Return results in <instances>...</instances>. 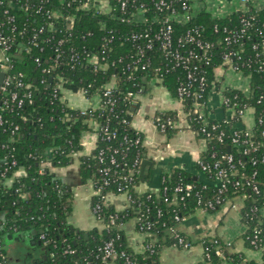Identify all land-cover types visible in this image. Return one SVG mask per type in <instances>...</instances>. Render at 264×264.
I'll list each match as a JSON object with an SVG mask.
<instances>
[{
  "label": "built area",
  "instance_id": "built-area-1",
  "mask_svg": "<svg viewBox=\"0 0 264 264\" xmlns=\"http://www.w3.org/2000/svg\"><path fill=\"white\" fill-rule=\"evenodd\" d=\"M154 3V13L148 14L149 5L139 0H0V72L4 74L0 82V179L6 180L10 171L14 175H19L22 168H17V159L13 155L14 134L19 125L12 121L8 115L15 112L28 102H32V84L25 80V74L15 69L17 61L22 59V54L32 55L33 49L44 52L46 46L50 53L44 57L35 54L33 60L37 66H41L42 78L40 83L52 88V97L58 98L61 103L66 102L65 87L66 78L60 67L65 62L86 63L94 69H107L122 61L110 58L107 53L112 49V30L101 39V50L89 52L85 47L82 50L74 46L78 37L73 28L78 17L85 13H92L95 16L109 15L111 20H120L127 23H137L143 25L140 31L133 32L124 37L126 41L135 43L136 52L134 55H127V63L124 73L131 78L135 71H146L151 69L154 79L163 81L164 69H181L182 77L177 86V98L184 103L185 112L183 123L187 128L200 135L206 147L204 153H208L209 158L200 157L197 165L201 173L207 177V181H202L201 187L192 183H177L169 188L164 185L165 202H182L186 206L187 199L196 198V208L204 211H214L228 201L230 194H238L245 200L248 199L246 192L260 195L264 191V182H261L258 171L246 170L245 156L251 151H257L259 146L254 145L250 140L253 135V127H248L250 123H262L264 117L257 116L256 110L260 105H264V86L254 81V74L264 77V21H261L250 10V6L240 10L238 23L215 24L214 33L220 37L217 40H208L203 37L202 25H195L184 34L176 35L174 23H188L194 16L191 1H183L179 10L167 0H151ZM249 5L251 0H241ZM121 12V15L117 13ZM100 25L106 28L107 21L101 20ZM84 37L83 34H81ZM221 46L222 50L214 49ZM158 50L165 62L162 65L152 66L149 52ZM219 56L221 60L218 65L213 64ZM213 65V78L209 80L208 73ZM227 71H233L239 75L240 79H249V88L242 86H224L223 81ZM49 76L48 81L46 77ZM118 87V79L115 74L103 86L100 93H96L100 98V105L113 106L116 99L113 92ZM84 94H88L87 88H82ZM140 93L129 92L128 95L135 99ZM188 102V105L186 104ZM67 103V102H66ZM99 105V106H100ZM98 106V107H99ZM220 112V113H219ZM25 118L24 115H21ZM158 119V118H157ZM161 133H166L168 125L177 127L176 117L167 115L163 122H156ZM198 128H194L197 126ZM10 128V135L3 139L2 133ZM104 132H108L107 127ZM110 133V132H108ZM99 136V132H98ZM115 137L112 132L108 137ZM238 144L242 147L236 153L219 151L211 142L224 143L227 141ZM140 137L133 143L139 144ZM100 160L104 159V151L100 152ZM251 164L255 165L264 162V153L255 157H250ZM112 165L117 166V159L112 154L109 159ZM139 157L134 160L129 168V172L120 176L124 182H131L135 171H139ZM44 165H49L44 163ZM17 168V169H16ZM104 174V184L109 185L111 181L106 177L112 171L111 166H104L100 169ZM162 180H165L163 177ZM115 181V179H113ZM4 183V181H3ZM9 183V178L5 181ZM86 183L92 184L91 180ZM126 184L119 183L117 193L107 191L101 195L100 201L91 204V209L96 218L104 227L113 225L118 218V213L109 215L108 223H103L105 215L103 206L112 203V196L124 194L127 206L134 200ZM212 192L206 197L203 191ZM102 186L93 188V195H100ZM171 191V197L168 194ZM149 191L147 198L152 197ZM170 197V198H169ZM140 205L144 204L141 196L138 197ZM263 207L253 200L250 207L245 209L243 216L247 221L256 222L253 232L249 238L250 244L257 248L264 238V214ZM157 215L162 216V210H157ZM187 218L186 215L175 211L173 221L175 224L169 227L171 236L174 237V246L186 247L189 245L186 237L179 231L178 224ZM136 219L137 230L144 235L147 230L152 229L153 224L144 216ZM249 223V222H248ZM247 225V224H246ZM120 226L123 228L124 224ZM41 239L48 242L46 235L41 234ZM216 245L214 252L218 256H223L224 252L218 239H214ZM3 246H0V264H7L6 255L3 253ZM154 251V243L145 241L144 252ZM204 250H209L205 247ZM65 253H73L69 246L65 248ZM124 259L125 264H140L126 253L118 251L113 239H109L99 247L101 260L98 264H105L117 256ZM209 254V253H207ZM54 255L53 252L50 253ZM112 264V263H109Z\"/></svg>",
  "mask_w": 264,
  "mask_h": 264
},
{
  "label": "trees",
  "instance_id": "trees-1",
  "mask_svg": "<svg viewBox=\"0 0 264 264\" xmlns=\"http://www.w3.org/2000/svg\"><path fill=\"white\" fill-rule=\"evenodd\" d=\"M146 2L153 14L154 3L151 0H139ZM157 0H154V2ZM171 2L179 10L183 1L189 0H167ZM190 2V1H189ZM250 10L254 7L250 6ZM118 12V10H117ZM254 15L261 21H264V8L252 11ZM121 15V12L117 13ZM240 11L232 13L225 18L213 17L206 11L194 15L188 23H174V32L176 35L184 34L188 29L195 25H202L203 37L208 40H217L220 36L213 31L215 24H233L238 23ZM107 21L106 28L101 27L100 21ZM143 25L137 23H127L120 20H111L110 16H95L92 13H85L78 17L73 28L74 33L78 36L75 39L74 46L76 49L82 50L83 47L87 51L101 50V39L108 34L109 30L113 33L112 49L107 53L112 59L122 57V61L117 62L115 66H111L105 70L94 69L91 65L80 62H65L60 67L63 72L68 90L77 92L82 88L88 89V96L100 93L103 86L115 74L118 79V87L113 92L116 102L113 106L100 105L97 108L89 107L87 109L73 108L66 102L61 103L58 98L52 97V88L46 84L40 83L42 78L41 66H37L33 60L35 54H41L42 57L50 53L49 47L46 46L44 52L33 49L32 55L22 54V59L17 61L15 69L25 74V80L32 84V102L24 104L17 108L14 113L8 117L19 125L18 130L14 134L13 155L17 159V168H23L25 173L22 175H14L13 171L7 176V180L0 179V246H3V253L8 255L5 248L4 239H20L27 235L30 239L31 248L39 249L40 253L34 257L30 252L32 264H98L101 257L99 247L109 239L115 241L118 251H126V253L140 264H160L159 255L165 246L174 244V237L171 236L169 227L175 224L173 215L175 211L188 216L196 209V198L193 196L187 199L186 206H182V202H165L164 201V185L171 188L173 185L181 183H192L198 188L203 182L199 179L197 173H192L184 169H174L172 173H164L162 184L157 191L151 192L152 197L147 198L149 192H138L137 185L144 181L146 177L141 175V163L147 158V149L143 144L144 135L132 126V118L134 115V107L136 100L131 98L129 92L142 93L147 85V81L153 77L151 69L146 71H135L129 78L124 73V67L127 63V55H134L136 52L135 43L126 41L125 36L140 31ZM84 35V37L81 36ZM214 49L222 50L221 46ZM152 66L162 65L163 56L158 50L149 52ZM219 56L215 59V65L220 63ZM181 69H168L163 72V84L170 92L177 97V86L179 79L182 77ZM209 80L213 78V65L209 68ZM49 76L46 77L48 81ZM257 84L264 86V77L255 73L253 77ZM188 105V102H186ZM21 115H24L23 118ZM167 115L176 117L173 111L158 112L155 116L156 122H163ZM256 115L264 117V105L257 107ZM158 118V119H157ZM96 121L99 124L98 140L94 149L89 154L79 155V173L82 183L91 180L92 188L102 186L100 195H92L91 204L100 201V197L107 191L117 193L119 183L126 184V188L133 197L132 203L122 210H117L112 203L103 206L105 219L103 223H108V217L111 214L118 213L115 224L99 229L97 227L90 230H82L69 222L68 217L72 212L74 192L70 185L66 184L53 170L56 167L67 166L74 162L76 154L82 148L81 136L84 131L90 130V123ZM108 132H104V128ZM194 128H198L194 126ZM176 128L168 125L166 134L171 136ZM253 135L250 140L254 145H258L257 151H251L245 156V166L247 171L257 170L261 182H264V162L251 164L250 157H255L264 153V121L256 123L253 126ZM115 132V137H108L109 134ZM10 135V128L2 133L3 139H7ZM137 137H140V143H133ZM200 137V135H199ZM219 151H230L236 153L241 143L234 144L227 139L226 142H211ZM104 151V159L100 160V152ZM4 151H0L3 153ZM114 155L118 165H112L109 161L110 156ZM139 157L141 163L139 171H135L131 182H124L120 179L121 175L129 172V168L135 159ZM202 157L209 158L208 153H203ZM48 163L49 165H44ZM104 166H111L112 171L117 170L116 174L110 172L106 177L111 181L109 185H105L104 174L100 169ZM198 167V165H197ZM16 168V169H17ZM199 169V167H198ZM150 172V169H149ZM197 176V177H196ZM115 179V181H113ZM4 181V183H3ZM212 186L209 190L203 191V196L210 195ZM171 189L168 191L171 195ZM248 199L246 200L243 212L249 208L253 200L261 207L264 206V191L258 196L254 193L246 192ZM232 194H230L231 196ZM144 204L140 205L138 197ZM171 197V196H170ZM169 197V198H170ZM162 210V216L157 215V210ZM144 216L152 222L153 227L147 230L145 241L154 243V251L146 250L143 253L134 252L128 245L124 229L120 226L128 220L138 216ZM247 229L243 234L245 243L248 247L255 249L250 244L249 238L256 226V222L247 221L243 216ZM249 222V223H248ZM46 235L48 240L45 243L41 239V234ZM214 239L219 240V244L224 252L223 256L215 254ZM40 242V243H39ZM204 248L207 246L209 250H204V260L197 264H221L224 260H229L233 264H258L248 259L242 252H234L230 248L232 244L222 241L219 237H204L201 239ZM74 250L73 253H65L67 247ZM256 249L263 250L264 257V238L260 241V246ZM54 255L51 256L50 253ZM209 253V254H207ZM125 264L124 259L118 256L112 261L105 264ZM264 264V263H263Z\"/></svg>",
  "mask_w": 264,
  "mask_h": 264
},
{
  "label": "crops",
  "instance_id": "crops-1",
  "mask_svg": "<svg viewBox=\"0 0 264 264\" xmlns=\"http://www.w3.org/2000/svg\"><path fill=\"white\" fill-rule=\"evenodd\" d=\"M190 1L194 15L206 11L218 18H225L248 6L264 8V0H251L247 6L241 0ZM65 100L71 107L79 109L97 108L100 105L99 95L88 96L81 91L68 90L65 93ZM162 111L175 112L178 123L176 131L171 136L161 133L155 123L156 114ZM184 112V103L170 92L163 81L150 78L145 90L137 96L131 123L136 130L143 133L147 159L152 161V164L147 165L145 169L143 176L146 179L137 185L138 192L157 191L162 184L163 174L172 173L174 169L197 173L201 181H207V177L197 167V161L203 155L206 145L194 131L183 123ZM247 126L253 127L252 123ZM98 128L99 124L92 121L90 130L82 133L83 148L76 154L74 162L67 166L53 168L56 174L73 189V209L68 220L82 230L103 228V224L98 220L95 222L91 216L90 202L93 188L89 183H82L79 173V155L89 154L94 149L98 140ZM24 173L25 170L22 168L19 175ZM111 200L117 210L127 207L124 194L114 195ZM245 203L246 200L242 196L232 194L228 201L217 210L204 211L196 208L183 222L178 224L179 231L186 237L189 245L186 247L165 246L159 255L160 264H197L203 261L205 251L201 239L204 237H219L222 241L232 244L230 248L232 251L242 252L248 259L263 264V250L248 247L243 237L247 229L243 220ZM123 229L131 249L138 254L143 253L146 236L137 230L136 219L128 220ZM16 264H20L19 260ZM221 264L233 263L224 260Z\"/></svg>",
  "mask_w": 264,
  "mask_h": 264
},
{
  "label": "rangeland",
  "instance_id": "rangeland-1",
  "mask_svg": "<svg viewBox=\"0 0 264 264\" xmlns=\"http://www.w3.org/2000/svg\"><path fill=\"white\" fill-rule=\"evenodd\" d=\"M235 83L237 85H235ZM223 84L224 86H233V87L243 85L242 87L249 88V79L246 77H243V79H240L239 75H237L233 71H227ZM90 209H91V204H90ZM91 212H92L91 213L92 219L95 222H98L99 220L94 215L92 209H91ZM4 243H5V248L7 251L8 259L10 257L7 264H16L17 260H19L20 264H32V260L29 255L30 252H32L34 257H36L40 253L39 249L31 248L30 239L27 235L23 236L22 238L18 240L5 238Z\"/></svg>",
  "mask_w": 264,
  "mask_h": 264
},
{
  "label": "water",
  "instance_id": "water-1",
  "mask_svg": "<svg viewBox=\"0 0 264 264\" xmlns=\"http://www.w3.org/2000/svg\"><path fill=\"white\" fill-rule=\"evenodd\" d=\"M3 76L4 74L2 72H0V82L2 81L3 79ZM152 164V161L150 159H144L141 163V168H140V173L141 175H144V172H145V169L147 167V165H151ZM40 243V242H39Z\"/></svg>",
  "mask_w": 264,
  "mask_h": 264
}]
</instances>
